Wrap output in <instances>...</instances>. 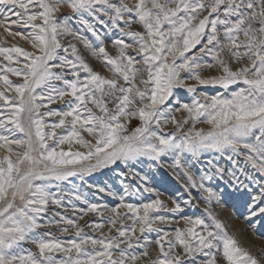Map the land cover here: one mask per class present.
Listing matches in <instances>:
<instances>
[{"label":"snow or ice","instance_id":"obj_1","mask_svg":"<svg viewBox=\"0 0 264 264\" xmlns=\"http://www.w3.org/2000/svg\"><path fill=\"white\" fill-rule=\"evenodd\" d=\"M65 5L99 41L97 47L69 25V16L57 15ZM86 16L120 31L122 38L112 41L115 55ZM0 27L34 49L0 46V264H138L149 257L152 244L156 257L148 264H264V253L253 256L241 247L211 211L212 225L181 216L183 227L171 233L159 227L174 223L165 213L183 209L151 187H144L155 193L149 202L124 203L121 197L109 209L91 203L75 187L52 191L47 183L83 180L117 161H160L171 153L169 167L176 178L182 172L185 186L201 189L210 202L215 194L203 180L212 177L201 176L198 183L181 158L183 153L199 157L202 151L228 152L233 164L238 163L233 157H243L264 175V0H0ZM65 37L72 39L65 43ZM73 41L111 75L94 70ZM212 69L220 74L202 75ZM197 85L238 87L230 97L195 96ZM182 88L194 94L191 104L170 108L174 90ZM55 103L63 107H50ZM174 111L186 116L177 120ZM52 117L58 119L49 123ZM201 122L210 129H197ZM169 124L175 130L164 134ZM207 164L223 177V168L212 160ZM69 208L76 218H70ZM89 213L102 219L82 225ZM53 226L74 235L63 239L50 230ZM85 227L101 235H90ZM148 232L157 238L149 240Z\"/></svg>","mask_w":264,"mask_h":264},{"label":"rangeland","instance_id":"obj_2","mask_svg":"<svg viewBox=\"0 0 264 264\" xmlns=\"http://www.w3.org/2000/svg\"><path fill=\"white\" fill-rule=\"evenodd\" d=\"M113 2L118 3L119 0H113ZM125 2H131V0H125ZM57 15L69 16L70 19L68 20V23L73 29L80 30L81 35L89 40L94 47L99 45V41H97L90 32L79 24L78 19L72 14L69 7L66 5L63 6ZM86 18L95 25V29L104 40L105 47L109 53L115 55L112 41L122 38L120 31L117 28L112 27L110 22L101 25L92 17L86 16ZM103 19L108 21V17H103ZM133 27L138 29V26L136 25ZM23 31L27 33L29 30L23 29ZM63 39L66 43L72 38L65 37ZM125 39L127 41V38ZM240 39H244L242 35L240 36ZM73 43L77 44L82 55L91 64L94 70L99 71L102 75H111V73L104 68L101 61L93 58L79 41H73ZM14 44L22 46L28 51H34L27 41L20 39V37L14 38L7 35L4 32V29L0 27V46L11 47ZM193 51L197 50L194 49ZM205 59L211 62L210 57H205ZM232 67L235 70L238 65L233 64ZM208 71L202 72V75L207 77L210 75V72L212 73V76L220 74L218 69ZM10 78L15 83L22 82L20 78L15 76H11ZM186 83L194 84L195 81L186 80ZM238 86L244 87L243 84ZM238 86L233 85L230 86V89L226 90L219 85H197L195 96H199L203 93L208 96L218 95L222 97H230L231 91L236 90ZM193 98L194 94L188 92L186 88L175 89L174 95L168 101V106L172 109H178L184 103L191 104ZM50 107L60 109L63 105L61 103H55L50 105ZM172 114L175 115L177 120H182L186 116V113L179 111H174ZM57 119V117L47 118L49 123ZM203 119L204 117H201L202 121ZM136 123L139 122H134V124ZM190 127L191 121L184 125L183 130L187 132ZM195 127L197 129L208 131L211 126L201 122L197 123ZM174 130V125L169 124L164 127L163 132L164 134H168ZM57 131L60 132L61 130L58 129ZM19 137L20 134L17 133V138ZM64 147L67 148L66 145ZM76 148H78V146H74L73 150H76ZM80 150L83 151V149ZM2 154L3 149H0V155ZM229 154L230 153L225 152L224 155H221L215 151H202L199 157H193L190 153L181 154L182 162L186 167L190 168L198 183L200 182L201 176L210 175L212 177L211 179L203 180L205 186L211 188L215 194L210 202L207 198V193H204L201 189L188 188L185 186L187 180L186 177H183L182 172L181 179L178 180L176 178L173 174V169L169 167L174 163V156L171 153L162 156L160 161H154L147 157H140L135 161H128L127 163L117 161L115 164L109 165L108 167L97 169L90 175L85 176L83 180L79 177H71L68 181H50L47 183L53 185L52 191L63 189L67 192L75 187L79 192L84 193L91 203L107 205L109 209L119 205L121 203V197L123 198L124 203L140 204L149 202L151 199L155 198V193H159L161 194V199H164L165 201L175 200L181 204V208L183 209L182 213H165V215L169 216L174 223L158 225L170 233L173 232L175 228L184 226L181 216L194 218L200 217L203 218L206 223L212 225L213 221L208 216V211H211L216 218L224 224L225 229L239 242L241 247L249 250L253 256L259 257L264 253V214L259 213V208L264 207V195H262V193H264V175H261L259 172L251 168L250 165H247L243 157H233L234 160L238 161L237 164H233L227 159ZM208 160H212L217 166L225 170L223 177L215 174V170L207 164ZM175 171L180 172V169H176ZM231 173H235V179ZM141 177H146V179L142 180ZM57 184L60 186L59 189L55 187ZM96 186L103 187L105 191L100 192ZM144 187L155 189V193L144 192ZM125 189H127V191H125ZM113 192L116 193L115 196L109 194ZM257 196H260L261 199L259 201H254L253 198ZM187 201L191 202L186 203ZM74 202L78 207H86V205L79 201ZM61 211L63 210L61 209ZM120 211L125 212L126 209H120ZM253 212H255L256 215H253ZM68 214L70 218H76L70 208ZM109 214L110 213L105 212V216H108ZM101 219L102 218L96 214L89 213L84 217V220L79 222L83 225L85 222L100 221ZM125 223L131 225L132 221L127 220ZM109 227L110 226L106 224L102 230L104 234H109ZM43 230L44 229H41V231ZM50 230L56 232L57 235H61L63 239H70L74 235L72 232L68 234H60L57 232L55 226L51 227ZM84 231L96 237L101 235L100 231L93 232L88 227H85ZM115 234V230H113L111 235ZM145 236H147L149 240H155L157 238L155 232L145 233ZM121 246L124 247V245ZM24 247L28 248L31 246L25 244ZM155 248V244H152L148 249L149 257L142 258L138 264H148L149 259H155ZM137 251H140V249H137Z\"/></svg>","mask_w":264,"mask_h":264},{"label":"bare ground","instance_id":"obj_3","mask_svg":"<svg viewBox=\"0 0 264 264\" xmlns=\"http://www.w3.org/2000/svg\"><path fill=\"white\" fill-rule=\"evenodd\" d=\"M208 72H209V71H208ZM207 75H208V74H207ZM210 75L212 76V73H211V72H210ZM210 75H209V76H210Z\"/></svg>","mask_w":264,"mask_h":264}]
</instances>
